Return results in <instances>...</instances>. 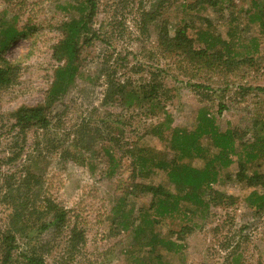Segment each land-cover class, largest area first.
<instances>
[{
    "label": "rangeland",
    "instance_id": "374dc122",
    "mask_svg": "<svg viewBox=\"0 0 264 264\" xmlns=\"http://www.w3.org/2000/svg\"><path fill=\"white\" fill-rule=\"evenodd\" d=\"M223 1L221 11L219 7L212 11L189 10L186 6L195 0H96L92 28L99 42L82 50L80 73L62 103L52 109L50 126L21 134L12 127L15 122L11 114L22 105L44 101L58 65L52 54V47L60 39L58 26L73 16L66 7L75 2L0 0V14L5 10L8 20L16 17L18 28L35 26L26 38L13 41L3 55L18 67L11 74L10 84L0 87V232L11 228V209L6 201L9 195L19 198L26 192L28 198L21 218L25 228L29 227L21 234L14 233L17 252L35 248L44 264H128L130 253L126 251L132 245L131 235L118 230L112 215L118 213V207L122 211L137 209L148 204L150 198L138 192L130 194L131 164L126 150L137 144L165 152L167 145L147 130L159 122L192 130L201 111L214 117L221 130L231 128L241 133L251 127L255 114L264 115V39L259 37L258 22H251L246 13L255 0ZM155 10L168 24L169 38L184 20L200 29L211 23L216 35L229 40L226 21L231 14L238 17L236 38L230 39L239 40L240 47L249 45L258 65L250 69L242 65L232 72L234 67H222L212 58L197 64L176 49L161 47L158 29L145 18L147 12ZM253 37H259L256 49L250 43ZM110 82L133 86L154 83L160 103L125 109L119 101L105 102ZM145 91L148 96L149 88ZM219 105L226 107L220 114ZM157 109L158 114H150ZM110 136L118 140L114 154L119 161L113 173L105 158L94 155L101 138ZM249 137L250 132L245 140ZM88 140L91 144L85 145ZM202 145L208 147V141L203 139ZM231 159L233 163L218 174L219 182L213 188L236 201L232 205L225 198L227 203H210L200 217L190 216L193 229L185 238L182 254L162 252L169 264H264V212L253 215L246 207L244 199L254 188L236 179L235 156ZM191 164L200 167L201 161L195 158ZM260 164L263 173L264 162ZM153 174L149 180L137 181L173 190L163 173ZM28 176L37 186L31 184L27 191L24 180ZM46 199L59 203L67 212V225L61 233L40 231ZM34 210L38 211L31 214ZM73 227L82 232L84 242L69 248L67 240ZM156 232L167 236L168 226H157Z\"/></svg>",
    "mask_w": 264,
    "mask_h": 264
},
{
    "label": "trees",
    "instance_id": "16d2710c",
    "mask_svg": "<svg viewBox=\"0 0 264 264\" xmlns=\"http://www.w3.org/2000/svg\"><path fill=\"white\" fill-rule=\"evenodd\" d=\"M72 1L75 5H67L66 10L71 11L73 16L58 26L60 39L52 47L53 58L58 65L53 72L52 82L46 91L44 101L33 106L22 105L11 114L15 122L12 127H17L21 134L34 129L45 130L50 126L52 109L62 103L65 93L77 73H80L79 61L82 50L100 40L92 28V20L97 12L96 0ZM224 3L223 0H195L192 5L186 7L189 10L209 8L212 11L219 7L218 11H221ZM248 7L247 16L251 22L252 20L258 22L259 37L264 39V0L251 1ZM5 13L4 10L0 14L1 88L10 84L11 74L18 67L16 63L3 59V55L13 41L24 39L33 28L35 30L32 24H24L18 28L17 18L8 20ZM159 17L157 10L145 14L146 21L154 23L158 29L159 45L165 46L167 50L176 49L191 60H197V64L206 63L207 59L212 58L221 62L222 67L229 65L231 68L234 67L233 70L231 69L232 72L239 70V66L242 65L249 69L258 65L256 62L258 59L253 58L250 53L253 49L248 47L249 45L240 47L237 46L239 40L230 39V37L236 38L239 27L235 22L238 17L232 14L226 21L229 26V40H223L216 35L210 28L211 23L200 29L192 26L193 24H187L184 20H180L175 26L173 38H169L168 24ZM259 37L250 39V43H254L251 44L254 49L259 45ZM146 87L149 88L148 96H146ZM155 89V84L150 86V82L140 86L113 85L110 82L106 90L105 102L119 101L120 105H125L123 107L125 109H141L147 104L158 105L160 101L158 96H155ZM224 109L226 107L219 105L218 113L220 114ZM157 111L158 109L150 114L156 115ZM116 130L117 128H114V132ZM249 132L250 137L245 140ZM147 134L165 143L167 145L165 152L134 144L125 153L130 158L131 164L130 194L135 196L138 192L148 195L150 198L148 204H141L137 209L131 207L124 211L118 207V213L112 215L116 217L118 230L131 235L132 245L130 250L126 251L130 253L127 257L128 264H169L163 260L162 252L182 254L185 238L193 229L189 224L190 216L203 215L210 203L221 205L223 200L226 201L225 198L230 201L229 204H234L235 197L225 196L224 193L217 192L213 188L219 182L218 174L222 171L224 173L233 163L232 156H235L238 167L236 179L244 182L249 188H254L244 199L246 207L253 212V215L264 212V172L259 171L260 163L264 162V115L261 117L255 114L252 117L251 127L244 133L231 128L221 130L214 117L209 116L206 111H201L192 130L171 128L166 122H159L150 127ZM203 139L208 141V147L202 145ZM89 141L84 144H91ZM89 148L92 147L88 146L87 149ZM115 148H118V140L115 136H110L101 138L97 150L94 151V155L99 153L101 158L107 160L110 173L114 172L119 161L115 158ZM195 158L200 159V167L191 164ZM1 165L0 159V175ZM153 172L163 173L173 190L162 184H144L137 181V179L149 180L154 175ZM228 176L229 174L225 175V180H228ZM28 177L29 179L24 180L27 191L30 190L31 184L37 186V182L31 181L32 177ZM25 194L26 192L19 198L10 194L9 198L5 199L11 209V228L0 232V264H14L19 260H22L21 264H44L42 256L36 253L35 248L28 252H17L14 233L21 234L29 227L25 228L26 224L21 218V214L28 207V198ZM45 205V208L41 209L45 220L41 222L40 231L52 229L55 233H61L67 225V212L59 203L49 199L45 200ZM37 211L34 210L31 214ZM25 217L28 222L29 217ZM164 225L168 226L167 236L156 232L157 226ZM83 242L82 232L73 227L67 240L68 247L75 248Z\"/></svg>",
    "mask_w": 264,
    "mask_h": 264
}]
</instances>
